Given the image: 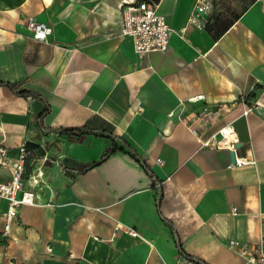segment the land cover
Masks as SVG:
<instances>
[{
	"label": "crops",
	"instance_id": "1",
	"mask_svg": "<svg viewBox=\"0 0 264 264\" xmlns=\"http://www.w3.org/2000/svg\"><path fill=\"white\" fill-rule=\"evenodd\" d=\"M139 1L0 0V83L49 105L39 119L36 99L0 85V145L10 157L24 141L48 151L37 203L7 235L0 197V264H248L227 245L256 243L264 213V0H215L207 29L182 36L195 0H145L174 30L148 55L119 36L120 4ZM29 19L51 27L47 42ZM229 122L236 155L252 160L233 169L230 151L200 143ZM57 128L98 134L69 141Z\"/></svg>",
	"mask_w": 264,
	"mask_h": 264
},
{
	"label": "built area",
	"instance_id": "2",
	"mask_svg": "<svg viewBox=\"0 0 264 264\" xmlns=\"http://www.w3.org/2000/svg\"><path fill=\"white\" fill-rule=\"evenodd\" d=\"M214 2L215 0H195L185 26L177 33L182 36L186 27H192L198 31L206 30ZM120 5L119 36L123 39H130L136 53L148 55L153 52H165L168 49L170 36L174 33V30L168 24L165 16L158 13L156 4L142 0L135 4L122 2ZM25 25L31 37L35 40L47 42L52 34L51 27L45 23L29 19ZM202 99L203 96L199 95L190 98L189 101L196 102ZM222 108V104L214 107L205 105L202 107L199 119L208 121ZM248 112L249 108H245L243 111L245 115ZM200 143L202 147L212 150L226 149L233 151L235 162L229 163L227 165L228 169L252 163L251 158L236 155L239 139L231 122L224 124L216 133L206 140H201ZM14 152V155L10 157V149L0 145V166L10 169L8 182L0 183V197L8 201L7 210L3 214L5 222L4 235H7L11 230V225L22 206L37 203L38 198L34 190L43 184V167L45 161L48 160V151L45 145L36 144L31 146L24 141ZM128 232L132 236L137 235V232L133 230H128ZM227 246L248 264H264V213L259 214V235L256 243L229 240Z\"/></svg>",
	"mask_w": 264,
	"mask_h": 264
},
{
	"label": "trees",
	"instance_id": "3",
	"mask_svg": "<svg viewBox=\"0 0 264 264\" xmlns=\"http://www.w3.org/2000/svg\"><path fill=\"white\" fill-rule=\"evenodd\" d=\"M208 24V23H207ZM206 29H207V26H206ZM0 85H6L10 88H12L18 95H20V97H32L34 99H38L40 102H42V105H43V110L41 111V113L39 114V119H42V117H44L46 114L49 113V105L42 99L40 98L38 95L36 96V94H32L30 92H27V91H18V87L19 85H11V84H3V83H0ZM52 131V130H50ZM53 131H55L58 135L60 136H64L66 137L69 141H81L86 135H90V134H94V135H97L98 132H95V131H92V130H88L86 128H57V129H54ZM124 145H125V142H123ZM118 149H122V148H119L117 146H113L109 151H107L106 154L103 155V157L101 158V161L107 157L108 154L110 153H113L115 152L116 150ZM100 161L98 162H93L89 165H86L82 171H86V170H89L91 169L92 167L96 166L97 164H99ZM81 171V172H82ZM160 200H161V196L159 194L158 196V200H157V206H158V209H159V205H160ZM162 217V216H161ZM163 221L169 225L170 223L164 219L162 217ZM175 244H176V248H177V251L178 253L184 257L185 259H187L188 261H195V262H199L201 263L199 260L195 259L194 257L190 256L189 254H187L184 250H183V247H182V244H181V241H180V238L176 235L175 237Z\"/></svg>",
	"mask_w": 264,
	"mask_h": 264
},
{
	"label": "water",
	"instance_id": "4",
	"mask_svg": "<svg viewBox=\"0 0 264 264\" xmlns=\"http://www.w3.org/2000/svg\"><path fill=\"white\" fill-rule=\"evenodd\" d=\"M33 102H34V103H32L33 112L35 114H40L41 107H42V105H41L42 102H40L39 100H37V101L35 100ZM240 146H241V143L237 145V148H239ZM229 156H230L231 162L234 163L235 162V153L233 151H230L229 152Z\"/></svg>",
	"mask_w": 264,
	"mask_h": 264
}]
</instances>
